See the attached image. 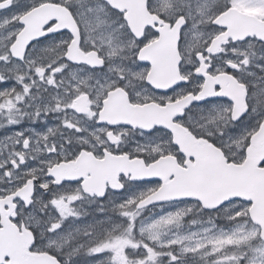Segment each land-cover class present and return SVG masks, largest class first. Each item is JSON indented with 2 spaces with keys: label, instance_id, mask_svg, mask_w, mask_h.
<instances>
[{
  "label": "snow or ice",
  "instance_id": "obj_1",
  "mask_svg": "<svg viewBox=\"0 0 264 264\" xmlns=\"http://www.w3.org/2000/svg\"><path fill=\"white\" fill-rule=\"evenodd\" d=\"M0 264H264V0H0Z\"/></svg>",
  "mask_w": 264,
  "mask_h": 264
}]
</instances>
